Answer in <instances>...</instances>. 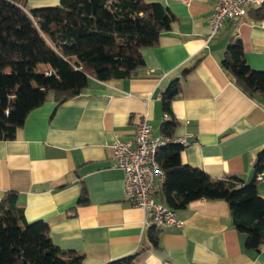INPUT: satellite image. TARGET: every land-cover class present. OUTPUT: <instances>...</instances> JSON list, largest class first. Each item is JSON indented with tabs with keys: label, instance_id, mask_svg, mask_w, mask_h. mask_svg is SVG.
Returning <instances> with one entry per match:
<instances>
[{
	"label": "crops",
	"instance_id": "1",
	"mask_svg": "<svg viewBox=\"0 0 264 264\" xmlns=\"http://www.w3.org/2000/svg\"><path fill=\"white\" fill-rule=\"evenodd\" d=\"M144 1L161 3L176 20L155 46L141 50L138 75L91 80L79 96L60 105L49 97L30 112L14 140L0 141V201L15 192L26 221L46 222L53 245L82 256L80 264L128 256L132 264H264V248L246 249L221 201L191 202L175 212L180 227H162L157 247L148 244L149 218L125 200L123 172L111 159L115 141H132L144 119L151 138L160 136L161 95L177 79L181 93L170 120L173 136L188 142L181 163L211 178L252 182L264 147V99L236 87L221 61L238 39L250 68L264 72V11L248 10L208 40L215 0ZM59 4L25 0L26 11ZM260 176L256 190L264 200V168Z\"/></svg>",
	"mask_w": 264,
	"mask_h": 264
},
{
	"label": "trees",
	"instance_id": "2",
	"mask_svg": "<svg viewBox=\"0 0 264 264\" xmlns=\"http://www.w3.org/2000/svg\"><path fill=\"white\" fill-rule=\"evenodd\" d=\"M25 0H0V141L14 140L26 117L49 97L57 105L79 96L91 80H127L143 65L141 50L158 43L175 16L161 3L144 0H60L53 8L26 11ZM264 11V6L253 9ZM262 14V13H261ZM264 18V15H262ZM195 65L183 71L188 74ZM221 67L248 96L264 99V72L247 64L240 40L226 47ZM181 93L173 80L161 95L167 116L160 136L172 138L175 123L170 104ZM163 115V116H164ZM183 146L170 144L157 152L164 171L155 198L173 211L194 201L227 204L234 229L245 235V247L264 248V200L256 190L264 168V147L258 153L255 178L215 179L182 164ZM161 228L147 230L148 244L157 247ZM133 256L106 264H132ZM82 256L56 248L44 221L29 223L15 192L0 201V264H80Z\"/></svg>",
	"mask_w": 264,
	"mask_h": 264
},
{
	"label": "built area",
	"instance_id": "3",
	"mask_svg": "<svg viewBox=\"0 0 264 264\" xmlns=\"http://www.w3.org/2000/svg\"><path fill=\"white\" fill-rule=\"evenodd\" d=\"M186 4L192 0H184ZM264 6V0H215L213 13L209 18L210 34L208 40L218 35L226 22L241 18L248 10ZM163 118L166 120L167 116ZM151 126L144 119L138 126L134 138L129 142L115 141L112 145V168L123 172V188L125 200L135 208H139L149 218V227H180L175 218V211L157 201L154 192L163 184L165 174L157 160L160 148L170 144L185 147L188 142L184 137L151 138ZM257 181L261 176H257Z\"/></svg>",
	"mask_w": 264,
	"mask_h": 264
}]
</instances>
